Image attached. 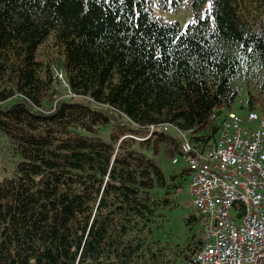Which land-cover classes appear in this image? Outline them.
<instances>
[{
	"label": "trees",
	"instance_id": "trees-1",
	"mask_svg": "<svg viewBox=\"0 0 264 264\" xmlns=\"http://www.w3.org/2000/svg\"><path fill=\"white\" fill-rule=\"evenodd\" d=\"M230 109L264 113V0H0V135L21 157L0 179V264H197L196 213L182 241L155 235L188 180L157 160L179 140L134 136L171 122L205 149Z\"/></svg>",
	"mask_w": 264,
	"mask_h": 264
},
{
	"label": "built area",
	"instance_id": "built-area-1",
	"mask_svg": "<svg viewBox=\"0 0 264 264\" xmlns=\"http://www.w3.org/2000/svg\"><path fill=\"white\" fill-rule=\"evenodd\" d=\"M56 75L64 81L61 72ZM158 131L174 133L182 154L172 163L181 158L189 170L187 195L199 216L200 234L194 261L264 264V114L228 110L215 141L205 149L195 146L192 129L171 122L149 124L134 138Z\"/></svg>",
	"mask_w": 264,
	"mask_h": 264
},
{
	"label": "rangeland",
	"instance_id": "rangeland-1",
	"mask_svg": "<svg viewBox=\"0 0 264 264\" xmlns=\"http://www.w3.org/2000/svg\"><path fill=\"white\" fill-rule=\"evenodd\" d=\"M151 13L154 17L159 18L163 22L178 23L181 29H183L187 23L193 21L194 19V12L188 4L182 5L176 10H167L162 7H159L156 4H152ZM61 82L64 81L61 80ZM59 85H61L62 88V83L59 82ZM241 94L244 95L243 93ZM236 108V105H234L233 109ZM259 111L260 110H258V112ZM260 113L263 112L260 111ZM100 134L102 136H106L107 131H101ZM147 154L150 155L152 154V152L148 150ZM20 160L21 157L17 153L13 152L9 144L8 138L0 135V179L13 176L16 170V165ZM157 160L167 176L170 173L179 172L182 168H186L185 163L181 158L179 159V162L173 164L171 163V159L162 151L159 153ZM187 181L188 180L186 179L183 182L182 193L178 192L177 194L175 192L173 194L174 199L176 201V206L167 212V219L163 223V226L155 230V235L161 238L163 241H182L189 234V231L187 230V227L184 224V219L189 214H194L195 210L189 203V197L187 195ZM192 232L194 233V239L200 240L198 225L194 227Z\"/></svg>",
	"mask_w": 264,
	"mask_h": 264
}]
</instances>
